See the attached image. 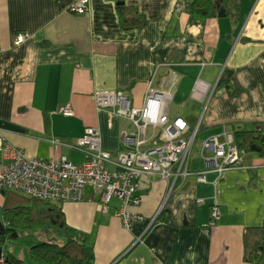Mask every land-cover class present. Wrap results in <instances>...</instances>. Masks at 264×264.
Returning <instances> with one entry per match:
<instances>
[{
	"label": "crops",
	"instance_id": "obj_1",
	"mask_svg": "<svg viewBox=\"0 0 264 264\" xmlns=\"http://www.w3.org/2000/svg\"><path fill=\"white\" fill-rule=\"evenodd\" d=\"M74 1L0 0V134L28 155L82 162V152L59 141L93 125L102 146L115 152L123 130L137 131L129 118L97 108L93 93L120 89L141 103L150 90L172 92L170 114L199 122L192 173L179 177L169 195L166 180L145 179L141 200L127 207L141 215L131 227L115 204L102 211L91 185L83 200L62 202L66 218L87 232L95 264H247L244 228L264 220V158L245 153L238 167L219 173L207 167L213 150L203 157L201 145L227 128L264 125V0H243L238 20L192 18L183 0H125L150 17L140 30L120 27L112 0H90L81 14L71 11ZM19 30L29 37L14 44ZM197 78L206 90L194 89ZM62 105L74 114H62ZM8 154L0 148V158ZM214 200L218 218L210 215ZM163 201L167 221L150 222Z\"/></svg>",
	"mask_w": 264,
	"mask_h": 264
},
{
	"label": "built area",
	"instance_id": "obj_2",
	"mask_svg": "<svg viewBox=\"0 0 264 264\" xmlns=\"http://www.w3.org/2000/svg\"><path fill=\"white\" fill-rule=\"evenodd\" d=\"M89 1L75 0L70 9L74 13H84ZM28 37L27 30H19L13 42L20 44ZM201 82L204 81L197 78L194 89L200 90L204 85ZM93 99L97 108L132 120L137 131L123 130L122 145L115 152L102 146L98 126L86 127L83 135L74 143L59 141L80 149L85 155L82 162L71 161L66 156L54 161L28 155L20 147L9 144L0 134L1 149L9 151L0 160V189H12L39 199L64 202L83 200L85 187L91 185L102 201V211L106 212L108 207L115 204V214L125 227H130L141 215L130 212L127 207L141 200L137 190L145 179L157 176L166 180L169 195L179 177L185 178L191 174L188 158L199 122L193 125L181 115H171L173 93L167 90H150L141 103H136L120 89L97 90L93 93ZM59 110L64 115L73 113L69 105H62ZM107 125L112 126L110 118ZM147 128L152 129L150 135ZM204 149L213 150V157L206 161L207 167L212 164L219 173L231 168L234 162L235 166L241 162V150L234 143L230 131H224L223 141L218 134L206 138L202 141L201 152ZM204 171H195L199 180H204ZM164 202L160 207L164 206ZM217 202L214 200L210 209L215 218L220 214Z\"/></svg>",
	"mask_w": 264,
	"mask_h": 264
},
{
	"label": "trees",
	"instance_id": "obj_3",
	"mask_svg": "<svg viewBox=\"0 0 264 264\" xmlns=\"http://www.w3.org/2000/svg\"><path fill=\"white\" fill-rule=\"evenodd\" d=\"M112 1L115 2L118 21L123 30H140L150 21V17L141 11L137 5L127 4L125 0ZM242 1L183 0L180 5L181 9L192 18L205 20L207 18L233 16L235 20H238ZM73 114L74 112L69 116ZM89 126L93 125L86 127ZM224 131L219 135L221 141L224 139ZM227 131L233 133L234 143L241 150L240 159L245 153H255L264 158V125H256L251 129L234 126L230 129L227 128ZM78 137L66 141L74 143ZM75 149L82 152L78 148ZM201 155L204 157L203 150ZM0 192L4 197L0 209L2 221V227H0V247H2L0 264H28L26 257L20 254L16 246L11 245L8 249L5 247L7 243L16 242L22 230L40 233L41 239L25 250L26 256L31 260L30 264H95V252L93 245L89 243L87 232L68 222L61 201L43 200L12 189H0ZM162 212L163 209L157 213L155 220L161 218L167 221L165 217H162ZM211 217L215 218L212 215ZM243 245V259L247 264H264V220L261 225L244 228Z\"/></svg>",
	"mask_w": 264,
	"mask_h": 264
},
{
	"label": "rangeland",
	"instance_id": "obj_4",
	"mask_svg": "<svg viewBox=\"0 0 264 264\" xmlns=\"http://www.w3.org/2000/svg\"><path fill=\"white\" fill-rule=\"evenodd\" d=\"M201 83H203L205 86H206V89H207V87H208V85L205 83V82H201ZM124 92V91H123ZM125 93V92H124ZM126 94V93H125ZM129 96H130V94H128ZM130 97H132V96H130ZM134 100V99H133ZM177 103H178V101H177ZM175 106V101H174V103L172 104V107H174ZM174 109H176L177 110V107L176 108H174ZM178 109H180V108H178ZM178 111V110H177ZM68 116V115H67ZM198 128H199V126H198ZM203 130V129H202ZM201 130V131H202ZM73 149H75V148H73ZM74 151H76V149L74 150ZM235 163V162H234ZM234 163L233 164H231L230 166L231 167H236V166H238V165H240V163L239 164H236V166L234 165ZM212 165V164H211ZM192 173V172H191ZM195 173V172H194ZM3 199H4V197H3V195H2V193L0 192V209H1V207H2V203H3ZM164 208V206L163 207H159V210L157 209V211L159 212L161 209H163ZM155 212V214H157L158 212ZM154 217H149V219L148 220H150V222H151V220L153 219ZM39 239H41L40 238V233L38 232V231H30V230H22L20 233H19V236H18V238H17V240H16V242H11V243H7L6 245H5V247L8 249L11 245H14V246H16L18 249H19V252H20V254L23 256V257H26V260H27V262H28V264H30L31 263V260H29V257L28 256H26V249H27V247L28 246H30L31 244H33V243H36V242H38L39 241Z\"/></svg>",
	"mask_w": 264,
	"mask_h": 264
},
{
	"label": "water",
	"instance_id": "obj_5",
	"mask_svg": "<svg viewBox=\"0 0 264 264\" xmlns=\"http://www.w3.org/2000/svg\"><path fill=\"white\" fill-rule=\"evenodd\" d=\"M160 206H161V205H160ZM158 210H159V208H158ZM157 212H158V211H157ZM156 215H157V214L154 215V218L151 220V222H153V221L156 219ZM0 227H2V221H1V219H0ZM1 253H2V247H0V258H1V256H2Z\"/></svg>",
	"mask_w": 264,
	"mask_h": 264
},
{
	"label": "bare ground",
	"instance_id": "obj_6",
	"mask_svg": "<svg viewBox=\"0 0 264 264\" xmlns=\"http://www.w3.org/2000/svg\"><path fill=\"white\" fill-rule=\"evenodd\" d=\"M206 87H205V85H201V89H205Z\"/></svg>",
	"mask_w": 264,
	"mask_h": 264
}]
</instances>
